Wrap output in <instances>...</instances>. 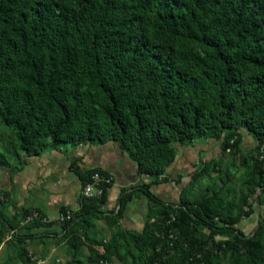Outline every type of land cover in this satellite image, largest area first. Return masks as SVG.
<instances>
[{"label":"trees","instance_id":"16d2710c","mask_svg":"<svg viewBox=\"0 0 264 264\" xmlns=\"http://www.w3.org/2000/svg\"><path fill=\"white\" fill-rule=\"evenodd\" d=\"M0 126V166L12 160L13 172L49 147L112 142L150 179L135 189L150 202L136 232L119 225L132 193L122 190L107 213L111 176L70 164L82 188L95 174L105 180L55 234L69 247L66 264H264V220L250 237L237 228L256 190L264 201V0H0ZM241 129L255 146L240 159L237 199L223 188L193 191L219 161L195 171L177 203L152 193L176 144L213 138L233 156ZM33 213L28 229L52 225L32 210L0 211V244L6 233L4 244L48 238L17 233ZM101 219L103 242L91 234ZM18 256L34 264L23 249Z\"/></svg>","mask_w":264,"mask_h":264},{"label":"crops","instance_id":"0c3cea01","mask_svg":"<svg viewBox=\"0 0 264 264\" xmlns=\"http://www.w3.org/2000/svg\"><path fill=\"white\" fill-rule=\"evenodd\" d=\"M240 133L243 136L241 147L252 149L255 146L252 136L245 130H240ZM175 146L176 157L166 170L164 176L166 179L159 178L158 183L151 185L152 193L166 203L179 201L182 189L190 183L195 172L196 160L199 158L197 156H204L208 160H219L222 141L206 138L190 145ZM20 161L22 166L17 172H13L11 167L0 166V192L4 195V198L0 196L4 202L0 203V211L6 217L13 216L19 209L39 212L43 216L42 222H51L52 225L36 228L46 229L38 235L59 234L57 232L62 228L63 223L59 220L61 215L59 209L67 208L71 217L79 210L81 182L70 169V164L76 161L81 169L100 170L111 176L112 183L108 191L107 203L103 207L105 212L117 210L122 190L132 193V199L119 225L123 229L136 232L142 230L147 220L146 212L150 202L135 189L141 183L150 182V179L137 174V165L130 160L127 153L120 150L117 144L81 143L76 146L49 147L38 157H21ZM16 164L12 161L11 166L18 167ZM93 192L95 193V190ZM260 215L264 217V202L255 207L254 214L246 219L249 221L241 220L237 227L241 229L240 225L244 222V226H252L255 218L258 220ZM94 231L95 221L91 232L93 237ZM241 231L245 233L244 229Z\"/></svg>","mask_w":264,"mask_h":264},{"label":"rangeland","instance_id":"374dc122","mask_svg":"<svg viewBox=\"0 0 264 264\" xmlns=\"http://www.w3.org/2000/svg\"><path fill=\"white\" fill-rule=\"evenodd\" d=\"M244 130V129H241ZM240 133V130L238 131ZM241 134V133H240ZM241 137L243 139V136L241 134ZM208 137H203V138H198L193 140L191 143L186 144L190 145L195 141H199L200 139H206ZM242 139H241V144H242ZM8 141V133H5L4 127L0 126V148L1 144H7ZM240 144V150L236 154H232L233 156L226 154L225 151H223V148L221 147V157H219V160H208L205 159L204 156L199 157L198 160H196L195 164V171L201 169L205 164L209 162H216L219 161L220 164L218 167H211V177L210 179H203L199 183L195 184L193 186V191L197 193L203 192V190L210 186L212 187L213 190L215 191H220L222 188L224 189L225 192H227V195L229 196L230 199H237L240 195V192L242 191L243 188V167H240V159L243 157H246L251 154L252 149L247 150L246 147L242 148ZM260 152H264V149L260 150ZM1 153V150H0ZM227 157V158H226ZM233 157V158H232ZM235 162L231 166V163ZM12 164V160H10L5 166L9 167ZM228 169V172H227ZM164 178V177H163ZM0 196L4 198V195L0 192ZM261 192L260 190H256L255 194L249 197L248 200V205L252 208V214H254V209L258 204L263 203L264 201H261ZM2 198V199H3ZM2 202V204L4 203ZM247 210V208L245 209ZM37 214L33 213V218ZM251 217V216H250ZM248 218H243L242 220L249 221L246 219ZM32 220V219H31ZM31 220H23L20 223L19 229H17L18 234H36L38 235L39 232H43L46 229H28V225L32 222ZM264 220V217L258 218V220L255 218L254 224L250 227L244 226L245 222L240 225L241 229H244L245 233L250 235L251 232L258 227V224ZM238 228V227H237ZM239 229V228H238ZM239 229V230H241ZM49 231V230H47ZM57 231V230H56ZM62 228L57 232V233H62ZM110 233L109 228L106 226L104 220H96L95 221V231L93 232L94 237L100 241L103 242L104 240L107 239L108 235ZM42 236H48V238L44 240H34V241H27V243L24 244H19V245H13V244H4L7 240H10L11 234L6 233L3 240L4 242L2 245L0 244V264H22L18 252L20 250H24L28 257H31L30 262L34 264H66L72 259L69 247L63 243L60 242V240L55 237V234L52 235H42ZM97 250L99 252H102V248L99 246L97 247ZM88 256V252L85 247L81 249V251L78 254V258L81 260H85V258ZM224 259V262L228 259V257H222ZM112 264H122L121 262L114 260Z\"/></svg>","mask_w":264,"mask_h":264},{"label":"built area","instance_id":"2783aa9c","mask_svg":"<svg viewBox=\"0 0 264 264\" xmlns=\"http://www.w3.org/2000/svg\"><path fill=\"white\" fill-rule=\"evenodd\" d=\"M164 176H160L159 178L162 179ZM105 179L100 176L99 174H95L92 177V182L85 184V186L81 189L80 195L84 198H88L90 196H98L100 195V190L98 188V183L101 181H104ZM112 181V178L105 180V182L109 183ZM174 183H172L173 185ZM95 190V193L93 192ZM33 216H29L27 220H31ZM71 219L70 213H67L66 215H60L59 220L63 222L64 220ZM12 233V232H11Z\"/></svg>","mask_w":264,"mask_h":264},{"label":"water","instance_id":"95a60500","mask_svg":"<svg viewBox=\"0 0 264 264\" xmlns=\"http://www.w3.org/2000/svg\"><path fill=\"white\" fill-rule=\"evenodd\" d=\"M257 228H258V227H256V228L251 232V234L248 235V236H246V237H250V236L256 231Z\"/></svg>","mask_w":264,"mask_h":264}]
</instances>
